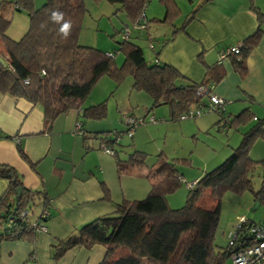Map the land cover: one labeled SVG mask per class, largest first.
<instances>
[{
    "label": "trees",
    "instance_id": "1",
    "mask_svg": "<svg viewBox=\"0 0 264 264\" xmlns=\"http://www.w3.org/2000/svg\"><path fill=\"white\" fill-rule=\"evenodd\" d=\"M105 1L117 6L115 14H123L134 25H142L143 30H147L149 23H166L173 27L171 35L160 41L156 50L155 39L151 37L152 60L147 61L142 47L128 40L132 29L123 37L125 26L120 31L122 41L118 49L124 53L121 65L115 62L113 51L79 44L84 0H45L37 8L34 0L5 2L10 10H26L29 18L26 32L19 39H12L6 34L10 20L2 13L5 3L1 0L0 57L4 62L0 63V91L41 105L48 128L54 119L70 109H79L83 119H103L106 116L105 101L83 106V100L104 75L112 77L117 84L126 74L131 75L133 88L150 97L149 110L167 105L169 120L172 121L181 120L184 112L206 105L212 85L223 76L219 59L214 64H206L199 54L197 58L205 66L208 81L195 82L157 58L161 48L186 24V21L178 27L173 24L179 14L175 1L159 0L164 7L163 17L148 20L142 19L141 15L149 0ZM249 7L258 25L237 45V52L228 54L240 77L246 75V59L262 35L261 24L264 23V12L252 0H249ZM56 10L64 13V19L73 25L67 39L59 33L60 25L50 19L52 11ZM200 84H207L209 92L199 93L197 87ZM214 111L220 115L215 124L222 130L248 127L224 161L204 171L192 185L186 182L187 192L180 207H171L166 198L184 181L173 161L159 153L151 163L146 162L145 153L138 150L121 158L118 150L114 149L120 135L116 137L109 130L93 131L91 137L100 141L99 148L102 145L113 148L117 174H141L147 178L149 189L145 197L123 198L115 203L112 212L81 224L71 234L52 243L51 257L57 260L77 245L89 248L101 244L105 246L106 253L98 264H225V259L249 239L247 230L253 221L245 218V222L236 227L234 244L227 242L222 250L217 249L214 235L222 195L225 191L241 193L249 190L255 200L264 203V178L257 190L252 188L253 171L258 165L264 167V158L254 160L250 156L254 141L264 139V116L255 117L249 106L232 117L222 116L223 108ZM19 153L27 159L20 148ZM0 178L7 181V187L0 195V239L33 241L38 233L33 224H46L50 214L43 216L41 211L44 208L49 211L50 200L23 186L20 175L11 165L0 163ZM99 183L103 197L109 198L108 185L104 181ZM17 187L21 188L18 196L15 192ZM40 198L42 208L34 214L32 208ZM24 210L27 213L21 215Z\"/></svg>",
    "mask_w": 264,
    "mask_h": 264
},
{
    "label": "crops",
    "instance_id": "2",
    "mask_svg": "<svg viewBox=\"0 0 264 264\" xmlns=\"http://www.w3.org/2000/svg\"><path fill=\"white\" fill-rule=\"evenodd\" d=\"M174 1L179 14L173 24L175 27L184 21L186 24L162 47L157 58L161 63L174 66L191 81H208L205 66L197 58L199 54L206 64H214L219 61L220 50L239 45L258 25L249 0H207L194 12L192 8L199 0ZM252 1L264 12V0ZM156 3L152 6L147 4L142 19L163 17L164 7ZM180 19L183 20L177 23ZM154 24L152 30L156 31L157 37H152L154 44L157 43V47L154 46L156 50L160 41L171 35L167 27L172 26ZM148 28L149 25L146 32L150 35ZM261 29L262 35L246 59L247 72L244 77L233 69L229 55L220 60L223 76L212 85L211 92L224 98L221 114L224 117H232L246 106L250 107L255 117L264 116V23ZM157 111L163 116L167 114L164 109ZM80 115L79 109H70L54 119L48 128L41 105L0 91V163L14 167L23 186L36 190L41 198L50 200L46 230L38 232L33 241L0 239V264H98L106 253L105 246L101 244L89 248L82 245L71 247L57 260L51 257V244L71 234L81 224L112 212L115 203L121 199L139 198L148 190L147 181H138L134 176L131 179L135 180H127L126 189L121 194L112 191L107 182L114 175L111 166L115 168V161L101 147L103 151L90 152L100 145L98 139V144L93 141L92 132L106 130L107 127L100 124L101 120L88 119L98 121L97 125L83 122ZM216 116L209 114L204 117V122L202 115L181 120L196 119L183 127L200 130L204 123H215ZM163 120L156 124H160L159 128L168 129L166 120ZM77 125H80V131L76 129ZM243 128L228 135L231 144L239 143ZM134 132L132 138L136 139L140 132ZM235 133H239V136ZM258 141L256 139L250 149V156L254 160L264 158V143ZM19 148L27 159L21 156ZM198 177H191L189 182H194ZM99 181L108 185L109 198L103 197ZM6 187L7 181L0 178V195ZM41 198L38 200L39 206L32 208L34 214L42 208Z\"/></svg>",
    "mask_w": 264,
    "mask_h": 264
},
{
    "label": "rangeland",
    "instance_id": "3",
    "mask_svg": "<svg viewBox=\"0 0 264 264\" xmlns=\"http://www.w3.org/2000/svg\"><path fill=\"white\" fill-rule=\"evenodd\" d=\"M2 1L5 3L9 0ZM44 1L34 0V7L41 6ZM155 2L160 3L159 0H149L147 4L150 3L149 5L152 6ZM84 5L85 8L81 16L78 36L79 44L95 47L101 51H113L115 62L117 65H121L124 61V53L123 51L118 52L119 43L122 41L120 31L124 26L128 25L132 29L128 40L142 47L147 61L154 58V51L148 46V40L150 39L152 42L151 37H157L156 31L152 30L156 24L149 23L148 32L150 35L148 36L146 30L133 28L134 23L126 19L123 14H115L116 5L110 4L105 0H84ZM2 13H5V17L10 20L6 34L12 39H19L29 26L26 10H10L8 3H5ZM182 20H178L177 23H180ZM167 28H169L167 32L171 34L173 27ZM138 31L140 32L139 34ZM155 45L157 47V43ZM132 84L133 79L129 74H126L118 84L112 77L104 75L97 80L89 95L83 100V106L105 101L106 116L99 121L100 124H104L107 127L105 128L106 130L112 131V133L118 131L120 137L114 149L118 150L121 158H125L128 153L134 150H138L145 153L146 162L151 163L159 153H162L167 157V160L175 163V167L182 173L184 181L178 189L167 195L166 198L171 207H180L184 204L187 192L186 182L190 183L189 179L191 177L200 176L204 171H209L219 165L229 156L231 147L238 144V142L231 144V140L228 138V135L231 136L234 130L231 128H226V131L222 130L215 123H202L203 125L200 127V130L184 128V124L193 122L196 119L169 120L167 105H159L146 112L151 106V99L145 92L134 89ZM160 109L166 110L167 114L163 116L158 113L157 110ZM130 113H133L135 117H143L146 114L145 117L154 115L157 119H164L168 124V129L159 128L160 124L147 122L135 128V131L137 130L140 133H138V138H132L127 135V125L125 123V118ZM209 114L216 116L217 113L210 111L206 115H202V122H204V117ZM219 118L217 115L216 120ZM80 120L87 123L93 122L95 125L98 124V121L94 122L93 120L83 118H80ZM247 127L248 125L241 128L245 130ZM238 134L235 133L236 136H239ZM89 141L91 142L92 140ZM93 141L98 144L97 139L94 138ZM258 142L264 143V139H259ZM94 148L90 152L101 150L97 146ZM107 156H110L114 161L112 155L107 154ZM111 171L114 175H112L107 183L113 192L116 191L118 194H121L126 189L127 180H135L131 179L134 176H137L136 178L138 179L136 180L138 181H147L149 187L147 178L141 174L118 175L113 166H111ZM262 178H264V167L258 165L253 171L252 176V188L254 191L260 187ZM147 192L148 190L139 198L145 197ZM38 206L39 202L37 199L34 209ZM241 218H246L257 223L264 222V203L255 200L252 192L249 190L241 193L225 191L221 198L220 215L214 235V243L217 249L222 250L226 246L228 232L235 229ZM225 264H233L232 258L227 257Z\"/></svg>",
    "mask_w": 264,
    "mask_h": 264
},
{
    "label": "built area",
    "instance_id": "4",
    "mask_svg": "<svg viewBox=\"0 0 264 264\" xmlns=\"http://www.w3.org/2000/svg\"><path fill=\"white\" fill-rule=\"evenodd\" d=\"M142 25H134L133 28H139L141 29ZM131 32V29L128 26H125L124 35L123 37H126ZM148 46L151 47L152 43L151 40H148ZM238 46H228L223 48L219 51L218 59L221 60L224 57H226L231 52H237ZM110 54V53H109ZM111 55V54H110ZM197 91L199 93L205 94L209 92V87L207 84H200L197 87ZM208 102L206 105L200 106L199 108L191 109L187 112H184L180 118H192L201 116L207 112L214 111V110H221L225 104L224 98L210 92L207 95ZM158 121L155 116L150 115L149 117H135L133 115H128L125 118V123L127 125V135L132 136L135 128L140 125L147 122L150 123H156ZM76 129L80 131V125H77ZM114 135L116 137L119 136L117 132H114ZM17 139V138H15ZM106 153L113 155L114 150L111 147H107L102 145L101 147ZM193 182L188 183V185H192ZM27 213L26 210L21 212V215ZM43 216H47L49 211L48 209L44 208L41 211ZM243 222H245V218H241L239 223L236 225V227L240 226ZM35 229L38 232H44L46 230V224L41 223H34L33 224ZM236 227L233 231L228 232V244L233 245L234 240L237 236V230ZM249 239L246 241V243H243L242 246L235 249V251L231 254L232 263L233 264H264V222H253L250 223L248 230Z\"/></svg>",
    "mask_w": 264,
    "mask_h": 264
},
{
    "label": "clouds",
    "instance_id": "5",
    "mask_svg": "<svg viewBox=\"0 0 264 264\" xmlns=\"http://www.w3.org/2000/svg\"><path fill=\"white\" fill-rule=\"evenodd\" d=\"M50 19L59 24V33L62 35L63 38L67 39L71 34V29L73 27L71 21H67L64 19V13L56 10L52 11ZM144 117V116H143Z\"/></svg>",
    "mask_w": 264,
    "mask_h": 264
},
{
    "label": "water",
    "instance_id": "6",
    "mask_svg": "<svg viewBox=\"0 0 264 264\" xmlns=\"http://www.w3.org/2000/svg\"><path fill=\"white\" fill-rule=\"evenodd\" d=\"M207 0H199L198 3L196 4L195 8L193 9V11H195L203 2H205ZM3 59L0 57V63H3ZM21 188L17 187L15 192H16V196H18V194L20 193Z\"/></svg>",
    "mask_w": 264,
    "mask_h": 264
}]
</instances>
